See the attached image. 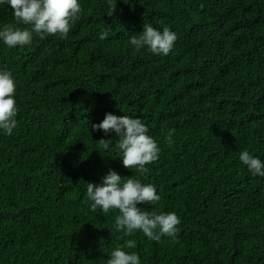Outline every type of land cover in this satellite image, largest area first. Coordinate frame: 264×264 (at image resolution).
<instances>
[{
    "label": "trees",
    "instance_id": "trees-1",
    "mask_svg": "<svg viewBox=\"0 0 264 264\" xmlns=\"http://www.w3.org/2000/svg\"><path fill=\"white\" fill-rule=\"evenodd\" d=\"M114 2L108 17V0H78L67 39L0 41L18 110L12 135L0 130V264H106L130 239L136 248L123 250L140 264H264V177L239 160L247 150L264 163V0ZM144 23L176 33L167 56L127 44ZM5 24L25 27L7 4ZM107 113L140 119L158 143L139 178L161 199L139 207L175 212L174 240L125 235L118 210L91 211L88 184L110 169L139 175L123 167L114 133L92 130Z\"/></svg>",
    "mask_w": 264,
    "mask_h": 264
},
{
    "label": "clouds",
    "instance_id": "clouds-1",
    "mask_svg": "<svg viewBox=\"0 0 264 264\" xmlns=\"http://www.w3.org/2000/svg\"><path fill=\"white\" fill-rule=\"evenodd\" d=\"M114 0H108L107 16L112 17L116 11ZM7 4L13 11L17 25L5 24L0 29V41L8 48L24 47L32 43L33 37L44 39L46 36H59L67 39L73 25L81 18L82 7L78 0H0V5ZM109 36V28H103L99 39L105 40ZM177 35L169 27L157 30L150 23L143 24L139 34L129 36L127 44L136 51L147 48L153 55L167 56L172 50ZM16 84L13 74L6 68L0 70V130L11 136L17 127L18 113L16 100ZM93 131H103L105 135L114 133L115 147L121 153L120 160L124 168L135 169L139 174L131 178H121L114 170H109L102 178V186L88 184L86 199L92 212L100 209L104 213L118 210L115 217V229L123 231L125 235H132L136 231L143 233L149 240L160 242L162 237L175 239L181 223L175 212L147 211L139 205H158L161 197L152 184H144L139 177H145L149 172L146 165L154 163L159 158L160 147L149 135L148 127L138 118L129 116L117 117L107 113L99 124L91 125ZM173 130L167 134V141L171 143ZM97 146L102 150L109 149L111 140L101 139ZM239 160L255 177H264V163L244 150ZM134 240L125 241L124 245L116 247L107 259L106 264H140L137 252L123 250L135 249Z\"/></svg>",
    "mask_w": 264,
    "mask_h": 264
}]
</instances>
